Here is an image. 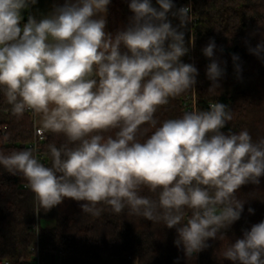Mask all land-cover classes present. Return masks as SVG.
Returning <instances> with one entry per match:
<instances>
[{"label": "clouds", "instance_id": "1", "mask_svg": "<svg viewBox=\"0 0 264 264\" xmlns=\"http://www.w3.org/2000/svg\"><path fill=\"white\" fill-rule=\"evenodd\" d=\"M110 3L64 0L23 22L37 0H0V94L12 116L30 113L43 133L64 138L47 144L50 165L36 148H24L0 150V166L26 180L36 214L65 199L97 218L127 209L174 228L175 245L191 258L241 219L245 200L237 193L264 177V138L225 131L234 113L220 101L160 121L156 114L170 99L196 91L198 69L182 60L194 46L183 31L191 5L129 0L132 15L113 33L106 30ZM216 48L210 39L202 52L210 60L208 92L220 95L225 69ZM248 50L264 59V39ZM222 256L264 264V220L244 229Z\"/></svg>", "mask_w": 264, "mask_h": 264}, {"label": "trees", "instance_id": "2", "mask_svg": "<svg viewBox=\"0 0 264 264\" xmlns=\"http://www.w3.org/2000/svg\"><path fill=\"white\" fill-rule=\"evenodd\" d=\"M173 2L176 8L182 6L180 0ZM128 3L129 0H111L108 31L115 33L126 26L132 15ZM152 3L157 6L156 0ZM169 18L174 26L179 23L171 15ZM26 21L24 16L23 22ZM183 31L186 43L194 40V46H190L182 60L198 69L196 91L170 99L158 110L157 118L163 121L179 117L186 111L185 103L193 98L199 110H207L210 104L220 101L234 113L225 131L238 133L247 129L253 140L264 138V59L248 50L264 39V0H194L190 23ZM210 39L215 40V58L225 69L220 95L208 92L211 81L206 69L210 60L202 49ZM233 54L239 56L238 61L232 60ZM236 64L240 65L239 73ZM35 126V116L30 113L22 118L12 116L10 106L0 94V150L7 153L30 148ZM63 140L62 136L45 133L39 144L41 162L50 165L47 144L59 146ZM144 194L149 195L147 190ZM237 196L245 200L241 219L226 231L223 240H209L208 248L188 258L174 243V228L128 215L127 209L121 214L105 210L97 218L83 213L81 202L65 199L50 211L36 214L34 194L26 180L10 175L0 166V259L14 263L35 261L37 252L30 247L38 241L40 264H107L106 258L110 257L117 264H233L224 259L223 250L241 238L244 229L264 220V177L259 185L243 186ZM249 208L254 209V214L248 212ZM43 220L52 224L44 226ZM36 222L40 224L38 235L34 229Z\"/></svg>", "mask_w": 264, "mask_h": 264}, {"label": "built area", "instance_id": "3", "mask_svg": "<svg viewBox=\"0 0 264 264\" xmlns=\"http://www.w3.org/2000/svg\"><path fill=\"white\" fill-rule=\"evenodd\" d=\"M182 1V6H186V5H191V8H192V12H191V16H192V13H193V5H194V0H180ZM195 98H193L192 100H190L189 102H186L185 103V110L186 111H189V110H194L196 109V106H195ZM44 135L45 133H43L40 129H39V126H35V130H34V138H33V141L29 144L30 148H36L37 149V156L40 155V148H39V144L43 141L44 139ZM39 158V157H38ZM39 227H40V224L39 222H36V224L34 225V229L38 235V232H39ZM38 241H36V243L34 245H32L30 247V250L33 251V252H37L36 253V260L35 261H26V262H20V263H14V262H11L9 260H6V259H0V264H40L39 263V247H38Z\"/></svg>", "mask_w": 264, "mask_h": 264}, {"label": "crops", "instance_id": "4", "mask_svg": "<svg viewBox=\"0 0 264 264\" xmlns=\"http://www.w3.org/2000/svg\"><path fill=\"white\" fill-rule=\"evenodd\" d=\"M63 3H64V0H37L36 5L31 6L30 8L26 9L27 14H24L25 12H23V17L24 16L28 17V15L31 14V15L36 16L39 19L42 16L49 14L53 9V5H62ZM106 30L108 31V23H107ZM35 125L38 126L36 117H35ZM106 262L107 264H117L116 259L112 257L106 258Z\"/></svg>", "mask_w": 264, "mask_h": 264}, {"label": "rangeland", "instance_id": "5", "mask_svg": "<svg viewBox=\"0 0 264 264\" xmlns=\"http://www.w3.org/2000/svg\"><path fill=\"white\" fill-rule=\"evenodd\" d=\"M42 224H43L44 226H49V225H51L52 223H51V221H49V220H43V221H42Z\"/></svg>", "mask_w": 264, "mask_h": 264}]
</instances>
